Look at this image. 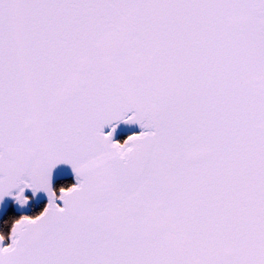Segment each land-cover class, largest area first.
Here are the masks:
<instances>
[{
  "label": "snow or ice",
  "instance_id": "1",
  "mask_svg": "<svg viewBox=\"0 0 264 264\" xmlns=\"http://www.w3.org/2000/svg\"><path fill=\"white\" fill-rule=\"evenodd\" d=\"M25 189L0 264H264V0H0V198Z\"/></svg>",
  "mask_w": 264,
  "mask_h": 264
},
{
  "label": "water",
  "instance_id": "2",
  "mask_svg": "<svg viewBox=\"0 0 264 264\" xmlns=\"http://www.w3.org/2000/svg\"><path fill=\"white\" fill-rule=\"evenodd\" d=\"M105 131H108V128H105ZM140 131H142V129L139 127L138 124H135V123L126 124V123L121 122L116 127V131L113 134V139L115 140L117 135L120 133L123 135H127L128 137L129 135L139 133ZM66 177H72L74 179V183H76L74 173L72 172L70 166L64 165V164L57 165L53 169L52 174H51V188L53 189V191H54V188H53L54 183L57 180L63 179ZM14 195H15V190H13L12 195L4 196L3 198H0V217L3 214L4 210L6 209L8 203L10 202H12V207L14 208L15 212L18 214H27L30 211V205L32 203L38 204L42 201L45 202V205L48 203V197L43 191H39L35 193V195H33L31 190L25 189L23 195L27 198V202L23 205H21L18 201L15 200ZM57 195H59V190L57 192ZM57 203L59 204L60 201H57ZM2 243L5 244L4 241Z\"/></svg>",
  "mask_w": 264,
  "mask_h": 264
},
{
  "label": "trees",
  "instance_id": "3",
  "mask_svg": "<svg viewBox=\"0 0 264 264\" xmlns=\"http://www.w3.org/2000/svg\"><path fill=\"white\" fill-rule=\"evenodd\" d=\"M127 138V135L118 134L115 138L116 141L123 142ZM74 184V179L72 177H66L63 179L57 180L54 185V191L58 192V190L62 187L66 188L70 185ZM45 202L42 201L38 204L32 203L30 205V211L27 214H18L15 212L12 207V202L8 203L6 209L0 217V235L4 236V242L7 244L9 242L8 236L11 230V226L15 220L20 218L21 216H35L38 215L44 208Z\"/></svg>",
  "mask_w": 264,
  "mask_h": 264
},
{
  "label": "rangeland",
  "instance_id": "4",
  "mask_svg": "<svg viewBox=\"0 0 264 264\" xmlns=\"http://www.w3.org/2000/svg\"><path fill=\"white\" fill-rule=\"evenodd\" d=\"M30 197V196H29Z\"/></svg>",
  "mask_w": 264,
  "mask_h": 264
}]
</instances>
